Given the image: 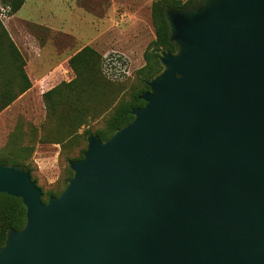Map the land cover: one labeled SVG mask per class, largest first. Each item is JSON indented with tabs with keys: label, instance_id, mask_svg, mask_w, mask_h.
Segmentation results:
<instances>
[{
	"label": "water",
	"instance_id": "obj_1",
	"mask_svg": "<svg viewBox=\"0 0 264 264\" xmlns=\"http://www.w3.org/2000/svg\"><path fill=\"white\" fill-rule=\"evenodd\" d=\"M172 51L132 120L86 135L62 192L0 163L20 198L0 264H264V0L165 13Z\"/></svg>",
	"mask_w": 264,
	"mask_h": 264
},
{
	"label": "rangeland",
	"instance_id": "obj_2",
	"mask_svg": "<svg viewBox=\"0 0 264 264\" xmlns=\"http://www.w3.org/2000/svg\"><path fill=\"white\" fill-rule=\"evenodd\" d=\"M78 1L80 4L73 8L72 13H69L67 22L69 28L77 34L74 42L68 43L70 55L83 47V42L91 29L89 21L94 19L92 11L88 5H85V0ZM141 1V15L146 18L153 29L150 18V5L153 0ZM37 2L38 12L34 13L36 9L29 8L31 5H27L22 8L19 15L39 14L41 19L53 25V22L55 23V0ZM71 3L72 1H69V4ZM1 7H3V2L0 1ZM3 8L4 10L0 9V21L8 33L15 28H28L41 46L51 47L45 51L47 54L44 55V59H46L45 62L52 61L55 57V30L26 20H18L15 25L9 24L7 18L9 15L5 14L6 8ZM119 43L126 44L124 41ZM135 46L137 56L132 60L118 50H114V45L107 46L102 53L98 51L101 55V77H96L93 98V104L97 108L108 96H114L118 102L120 99L129 98L130 94L139 87L137 69L144 64V60L140 55L138 43ZM22 53L25 54V52ZM137 60H142L141 66L138 65ZM61 76L63 77L61 81H69L73 78L74 74L68 63ZM55 81L57 82V79L55 80V75H53L47 84L32 85L31 82L30 88L0 111V157L13 158L29 166L32 177L43 191H58L63 187L68 174V157L78 156L82 148L86 147L87 134L84 131L86 129L94 131L102 126L108 115L99 110H96L98 112L95 116L88 113L84 118V123L69 134V120L58 113H55V118L49 117L42 101V94L55 86Z\"/></svg>",
	"mask_w": 264,
	"mask_h": 264
},
{
	"label": "trees",
	"instance_id": "obj_3",
	"mask_svg": "<svg viewBox=\"0 0 264 264\" xmlns=\"http://www.w3.org/2000/svg\"><path fill=\"white\" fill-rule=\"evenodd\" d=\"M0 1L6 8L5 14L11 15L20 9L25 0ZM202 1L204 0H153L151 2L150 18L154 38L147 43L142 54L144 64L137 69L139 87L127 99H120L117 102L114 96H108L97 108L93 104V98L96 77H101V55L89 45L77 50L68 59V66L74 74L73 78L69 81H61L42 94V101L49 117L55 118V113L64 115L69 120L68 132L71 134L84 123V118L88 113H91V116L97 114L96 110L108 113L102 126L94 131L90 129L84 131L86 134L97 135L101 141L110 137L116 129L130 122L133 118L130 113L131 109L144 104L139 96L148 89L146 82L161 69L158 60L159 52L175 49L169 39L166 11L170 8L187 9ZM30 86L31 81L25 72V58L0 21V111ZM84 148L78 156L68 157V161L81 158ZM0 163L20 165L28 169L31 175L30 167L16 159L0 157ZM67 172L66 180L60 190L43 191L41 189L43 201H46L50 195L57 196L62 192L68 179L72 176V171L69 168ZM31 179L36 182L32 175ZM24 223L25 207L20 198L0 192V247L4 244L7 229H20Z\"/></svg>",
	"mask_w": 264,
	"mask_h": 264
},
{
	"label": "crops",
	"instance_id": "obj_4",
	"mask_svg": "<svg viewBox=\"0 0 264 264\" xmlns=\"http://www.w3.org/2000/svg\"><path fill=\"white\" fill-rule=\"evenodd\" d=\"M37 1L39 0H25L17 12L7 16L8 22L15 25L18 20H26L55 30V57L53 60L45 62L44 55L47 54L45 51L51 47L41 46L28 28H15L17 31L12 29L9 34L20 52H25V54L22 53L25 58V72L31 78L32 85L47 84L53 75H55V80L57 79L56 85L63 78L61 74L64 73L71 56L68 43H73L77 36L67 23L69 13L73 12V8L79 5L80 1L55 0V23L53 22V25L41 19L39 14L19 15L22 8L27 5H31L29 8L36 9L34 13L38 12ZM69 1L72 3L69 4ZM85 2V5H88L92 11L94 19L89 21L91 29L82 46L89 45L102 53L107 46L114 45V50H118L132 60L137 56L135 44L138 43L140 55L143 54L147 43L154 38V31L146 18L141 15V0H85ZM122 41L126 44L119 43ZM137 62L139 66L142 65V60H137Z\"/></svg>",
	"mask_w": 264,
	"mask_h": 264
},
{
	"label": "built area",
	"instance_id": "obj_5",
	"mask_svg": "<svg viewBox=\"0 0 264 264\" xmlns=\"http://www.w3.org/2000/svg\"><path fill=\"white\" fill-rule=\"evenodd\" d=\"M0 9H1V10H4V8H3V7H1Z\"/></svg>",
	"mask_w": 264,
	"mask_h": 264
}]
</instances>
